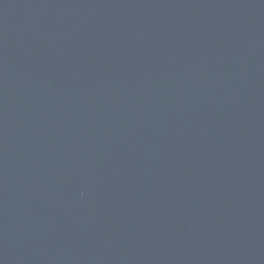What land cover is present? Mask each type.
Wrapping results in <instances>:
<instances>
[{"label":"water","instance_id":"95a60500","mask_svg":"<svg viewBox=\"0 0 264 264\" xmlns=\"http://www.w3.org/2000/svg\"><path fill=\"white\" fill-rule=\"evenodd\" d=\"M0 264H264V0H0Z\"/></svg>","mask_w":264,"mask_h":264}]
</instances>
